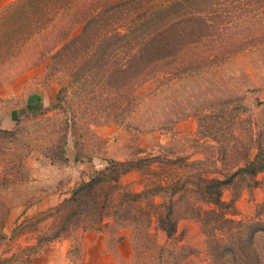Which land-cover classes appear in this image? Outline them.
<instances>
[{
	"label": "rangeland",
	"instance_id": "374dc122",
	"mask_svg": "<svg viewBox=\"0 0 264 264\" xmlns=\"http://www.w3.org/2000/svg\"><path fill=\"white\" fill-rule=\"evenodd\" d=\"M121 1L0 0V113H19L0 128V216L8 208L5 232L15 236L0 245V264H209L196 219L207 205L191 192L164 195L182 213L171 240L152 229L157 247L127 232L118 241L110 230L39 236L53 208L110 160L171 150L226 178L264 146V0L248 13L239 5L237 26L205 29L211 35L186 53L145 68L135 47L114 39L111 6ZM91 16L96 24H86ZM142 172L123 184L141 191ZM255 179L241 175L224 190L230 217L264 213V171Z\"/></svg>",
	"mask_w": 264,
	"mask_h": 264
},
{
	"label": "trees",
	"instance_id": "16d2710c",
	"mask_svg": "<svg viewBox=\"0 0 264 264\" xmlns=\"http://www.w3.org/2000/svg\"><path fill=\"white\" fill-rule=\"evenodd\" d=\"M262 3L263 0H122L111 6L114 15L117 14L113 16L112 23L117 24L113 36L114 39L121 36L128 48L135 47L145 68L186 53L189 45L211 35L205 34V29L217 28L220 24L237 26L239 20L234 17L240 10L239 5L248 13L252 11L248 10L252 5L260 9ZM93 17L86 24H96ZM120 27L126 33L120 34L117 31ZM203 165L188 156H177L171 150L138 159L110 160L53 208L54 222L40 233L39 241L69 237L71 232L80 231L82 235L88 230H110L114 236L118 235V241L128 237V234H122L127 232L131 239L152 240L157 247L152 229L165 232L171 240L177 234L182 213L175 202L164 200V195L173 197L191 192L207 205V208L196 210V219L203 225L208 239L209 264H264V245L260 246L264 238V213L258 212L253 220H237L230 217V204L223 201L224 190L235 178L243 175L255 179L264 171V146L259 145L254 157L248 158L243 167L226 178H222L221 172L220 176H212L201 168ZM139 171L148 174L145 176L148 183L144 179L141 191L129 190L122 178ZM255 184H259L256 179ZM157 197L162 201L158 203ZM143 201H147L146 205ZM5 209L6 216H0V245L6 241L14 242L15 237L5 232L9 213L8 208ZM80 243L78 239V246ZM158 249V258L162 257L163 263L165 247ZM26 250L20 249L2 259L9 261L19 252L27 254Z\"/></svg>",
	"mask_w": 264,
	"mask_h": 264
},
{
	"label": "crops",
	"instance_id": "0c3cea01",
	"mask_svg": "<svg viewBox=\"0 0 264 264\" xmlns=\"http://www.w3.org/2000/svg\"><path fill=\"white\" fill-rule=\"evenodd\" d=\"M19 113L17 110L4 111L0 113V128L6 129L16 124Z\"/></svg>",
	"mask_w": 264,
	"mask_h": 264
}]
</instances>
